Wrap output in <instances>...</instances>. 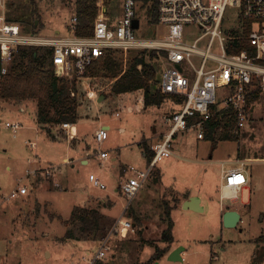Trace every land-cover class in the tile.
<instances>
[{"label":"rangeland","instance_id":"374dc122","mask_svg":"<svg viewBox=\"0 0 264 264\" xmlns=\"http://www.w3.org/2000/svg\"><path fill=\"white\" fill-rule=\"evenodd\" d=\"M74 1L5 0L4 15L27 34L33 33L34 22L38 36H64L69 34L67 24ZM103 2L107 4V18L121 12L122 0ZM146 7L138 3L135 35L152 38L167 27L150 23ZM234 11H226L231 24L235 22ZM150 54V50L143 54L139 49H121L117 59L125 71L133 57L143 55L160 81L163 58ZM86 73L84 77L74 73L69 76L77 80L78 136L74 138L60 124L51 125L56 138L41 130L34 100H0V264H87L108 236L105 256L95 264H264V241L258 240L264 235V90L249 106L237 141H220L212 149L211 142L199 139L194 129L177 133L171 142L173 154L154 165L129 202L118 189L119 182L133 176L124 168L146 169L149 162L139 142L146 141L150 147L169 128L165 116L178 107L168 97L160 106L145 107L142 89L113 93L115 78L88 77ZM157 86L155 83L151 89ZM224 89L217 91L218 100L224 97ZM13 121L21 125L16 135L5 126V122ZM101 125L108 127V137L100 147L108 157L99 162L94 131ZM28 141H34L35 148ZM237 154L255 161L245 167L249 189L238 193V203H245L238 209L241 219L235 227L227 228L220 218L218 202L221 163L214 161L223 160L228 167V161ZM87 157L89 163H82ZM33 169L35 174H27ZM45 169H51V173H45ZM90 173L105 188L92 185L88 181ZM23 185L26 194L5 198ZM188 191L202 198L203 212L182 208L181 197ZM79 206L95 208L104 216L103 222L111 221L103 238H65L71 214ZM167 207L171 209L173 237L169 244L161 240L168 222ZM119 218L132 226L125 235L110 233ZM155 246L168 248L157 260ZM173 246L183 247V260L171 261L165 256Z\"/></svg>","mask_w":264,"mask_h":264},{"label":"built area","instance_id":"2783aa9c","mask_svg":"<svg viewBox=\"0 0 264 264\" xmlns=\"http://www.w3.org/2000/svg\"><path fill=\"white\" fill-rule=\"evenodd\" d=\"M137 7L136 0H122V14L115 23H111L106 17L103 0H98V14L91 35L76 34L78 18L73 10L67 24L69 34L38 36L23 32L16 22H8L4 15L5 0H0L1 73L6 72L13 53L22 45L51 48L55 72L65 77L73 73L82 76L87 67L108 49L150 50L163 58L164 69L161 80L156 82L157 88L171 97L179 109L165 116L169 128L150 145L153 156L146 169L124 168L125 172H133V176L119 182V191L129 202L143 186L154 165L173 154L171 142L177 133L194 129L198 138H203L205 123L213 114L212 105L219 102L233 109L239 129L246 119L247 95L255 88L264 90V0H158V23L165 25L167 30L152 38L135 35L138 28L133 27V19L138 18ZM228 9L235 10V22L232 24L227 20ZM245 21H250L247 40L252 51L229 52L228 49L243 37ZM194 30H199V33L195 34ZM223 88L224 97L218 100L217 91ZM74 124H60L71 138L76 137ZM5 126L14 135L21 127L18 121L5 122ZM107 137L105 126L101 125L94 131V140L99 146L97 155L101 159L108 155L100 148ZM28 145L33 149L36 143L28 141ZM243 165L240 162L236 168L222 169V198H235L246 184ZM35 170L27 174H35ZM52 170L57 171L58 168ZM45 173L50 174L51 169H45ZM88 181L95 187L105 188L92 173L88 175ZM27 192L23 185L5 198ZM129 230H132L130 222L119 218L110 233L125 235ZM108 237L102 240L87 264H95L105 256L109 247L106 244Z\"/></svg>","mask_w":264,"mask_h":264},{"label":"trees","instance_id":"16d2710c","mask_svg":"<svg viewBox=\"0 0 264 264\" xmlns=\"http://www.w3.org/2000/svg\"><path fill=\"white\" fill-rule=\"evenodd\" d=\"M141 6H147L149 22L158 23L157 3L158 0H136ZM98 0H75L74 12L78 18L76 34L81 36L91 35L93 23L98 14ZM107 6V4H104ZM244 35L241 40L233 44L228 51L238 52L241 50L252 51L247 40L250 21H245ZM35 33L34 22H31ZM119 50L108 49L101 57L87 67L88 77H113L115 81L111 86L113 93H126L138 89L143 90L144 106H160L168 97L161 93L158 88L151 89L157 82L155 68L144 60V56H135L131 59L130 66L125 71L120 68L117 59ZM129 52V50H128ZM144 54V51H142ZM154 55L151 52L150 57ZM141 59V63H138ZM140 66V68L138 67ZM2 62L0 60V100L20 101L32 99L36 103V120L39 128L51 138H56L51 129L53 124L64 122L76 123L78 119V101L76 93V77L57 75L52 62V49L49 47L22 45L18 46L5 73H1ZM261 89L255 88L246 98V112L249 106L258 99ZM212 105V116L205 123L203 139L211 142L214 149L218 142L224 140H238L237 117L231 107ZM144 149V155L148 162L153 156L146 141L139 142ZM170 208H165L167 215V227L162 231L161 240L167 244L173 241L172 221ZM104 216L95 208L79 206L71 214L67 224L65 238L68 239H96L104 234L111 225V221L103 222ZM264 241V235L258 237ZM150 243V241H149ZM153 245V243H152ZM155 246L154 260L159 259L167 251ZM96 264H110L97 262Z\"/></svg>","mask_w":264,"mask_h":264},{"label":"crops","instance_id":"0c3cea01","mask_svg":"<svg viewBox=\"0 0 264 264\" xmlns=\"http://www.w3.org/2000/svg\"><path fill=\"white\" fill-rule=\"evenodd\" d=\"M121 4V12H117V13H115L112 17L111 16H108V19L110 20V22L111 23H115L116 21H117V19L121 16V14H122V3H120ZM107 11H108V8H107ZM169 98V97H168ZM170 99L172 100V98L170 97ZM174 103V102H173ZM174 104H176V103H174ZM177 105V104H176ZM218 107H220L219 106V104L217 105ZM223 106V105H222ZM177 109H179V106L177 105ZM145 108V107H144ZM177 109H174V110H171L169 113H171V112H173V111H176ZM74 131H75V133H76V137L78 136V129H77V126H76V123L74 124ZM103 126V125H102ZM105 126V125H104ZM106 128H108L107 126H105ZM184 133V132H183ZM183 133H181V134H183ZM163 134V133H162ZM161 134V135H162ZM161 135L157 138V139H159L160 137H161ZM199 139H203V138H199ZM225 141V140H224ZM219 143V142H218ZM143 154H144V152H143ZM107 157H108V155H107ZM107 157L105 158V159H101V158H99L98 157V155H96V158H98V160H99V162L100 161H105L106 159H107ZM210 159H211V156H210ZM258 160V159H257ZM256 160V161H257ZM82 161V163H85V164H88L89 163V157H87V158H84V159H82L81 160ZM255 160H253V158H250L249 156H241V155H239V154H237L236 155V157L232 160V161H228V163H230V166H228V167H225L224 166V164H225V161H223V160H219V159H217L216 161H214L215 163H221V166H220V187H219V198H218V202H219V205H220V211H221V215H220V218H221V220H222V214H223V212L225 211V210H227V209H234V210H237L238 212H239V207L241 206V205H244L245 203H238V194H237V196L235 197V198H227V199H224V198H222L221 197V186H222V184H223V180H222V178H221V173H222V169L223 168H225V169H231V168H236L237 166H239L240 165V162H243L244 163V165H243V169L245 170V176H246V178H247V180H248V172H247V170L245 169V167L249 164V163H252V162H254ZM227 162V161H226ZM209 163H212L211 161H209ZM119 185V184H118ZM249 189V187L247 186V182H246V184L242 187V189L240 190V191H242L243 189ZM119 189V188H118ZM239 191V192H240ZM238 192V193H239ZM183 197H181V200H180V205L182 206V203H183V201L184 200H186V199H188L190 196H192V194L188 191V192H185V193H183ZM179 205V206H180ZM200 205H202V207H203V210L202 211H198V212H203L204 210H205V206L202 204V198H200ZM185 210H189V209H185ZM193 211V210H192ZM240 219H241V216H240ZM112 227V226H111ZM111 229V228H110ZM104 239V238H103ZM173 248H174V246H173ZM172 248V249H173ZM171 251V250H170ZM170 251L168 252V253H166L165 254V256H167L169 253H170ZM182 256H184L183 255V253H182Z\"/></svg>","mask_w":264,"mask_h":264},{"label":"water","instance_id":"95a60500","mask_svg":"<svg viewBox=\"0 0 264 264\" xmlns=\"http://www.w3.org/2000/svg\"><path fill=\"white\" fill-rule=\"evenodd\" d=\"M133 27L138 28V18L133 19ZM138 63H141V59H139ZM102 97L103 96L99 97V99H101ZM182 208L197 212L203 210V207L200 205V198L198 196H190L188 199L184 200L182 203ZM238 221H240V213L237 210L227 209L223 212L222 223L224 227H235ZM182 251L183 247L181 246L172 249L168 254V260H183Z\"/></svg>","mask_w":264,"mask_h":264}]
</instances>
